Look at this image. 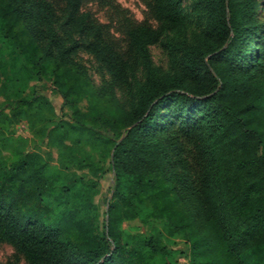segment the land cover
Segmentation results:
<instances>
[{"label": "trees", "instance_id": "1", "mask_svg": "<svg viewBox=\"0 0 264 264\" xmlns=\"http://www.w3.org/2000/svg\"><path fill=\"white\" fill-rule=\"evenodd\" d=\"M84 1L0 0V39L22 58L0 61V144L22 115L58 149L55 166L38 151L0 152V241L30 264H170L158 232H118L122 218L163 219L185 237L189 264H264V0H146L156 23L124 19L123 46ZM155 43L166 67L152 60ZM80 49L109 74L105 86L91 84ZM31 79L51 81L69 119L24 93ZM83 140L113 172L101 229L92 180L65 170L104 171Z\"/></svg>", "mask_w": 264, "mask_h": 264}, {"label": "rangeland", "instance_id": "2", "mask_svg": "<svg viewBox=\"0 0 264 264\" xmlns=\"http://www.w3.org/2000/svg\"><path fill=\"white\" fill-rule=\"evenodd\" d=\"M83 8L90 10L92 15L98 22L105 24L112 39L120 38L121 46L124 45V35L120 28L121 22L126 19L128 22L134 23H151L155 24V19L150 15L146 0H85ZM150 53L154 63L166 67L168 64V56L162 47L155 43L150 45ZM10 47L0 39V61H6L9 64L16 66L22 63V58L15 55ZM76 60L81 64L83 69L89 76L90 82L95 87L105 86L110 82V76L105 69L99 64L95 57L80 49L75 55ZM1 81V80H0ZM12 90V89H10ZM116 95L119 99L124 100V93L120 88L116 87ZM35 91L36 93L43 94L52 104L55 114L53 118H70V108L63 103L61 94L54 88L49 80L31 79L25 88L24 93ZM11 94V93H10ZM5 98L0 88V106H5ZM81 109H86L87 101L83 97L78 102ZM8 139L4 144H0V152L3 157L9 158L12 155L14 148H21L29 151H38L43 156H46L50 165L55 166L58 163V149L56 146H51L45 140L35 134L25 117L20 118L12 123L9 127ZM70 142V138L66 139ZM83 140L82 146L87 150L93 161L100 162L104 165V171L98 175L93 173L88 167H76L75 164H68L65 170H73L82 176V181L91 179L94 193L89 197L91 204L88 206L94 214L98 228L103 226L106 217V207L108 201L111 199L112 185H113V172L110 169L109 158L103 156L99 151V143H87ZM49 153V155H48ZM186 156L189 164H192L193 152L191 145L186 146V151L183 153ZM176 170L185 173L184 168H180L176 161ZM118 232L124 238L133 240L132 238H141L149 233L158 232L164 242H166L172 249V260L170 264H189L190 249L185 244V237L180 232L171 233L166 230L165 221L163 219H151L147 223H142L137 218L129 219L122 218L118 221ZM0 264H30L24 255L17 251L16 248L7 241H0ZM159 264H164L159 262Z\"/></svg>", "mask_w": 264, "mask_h": 264}, {"label": "water", "instance_id": "3", "mask_svg": "<svg viewBox=\"0 0 264 264\" xmlns=\"http://www.w3.org/2000/svg\"><path fill=\"white\" fill-rule=\"evenodd\" d=\"M106 209H107V207H106Z\"/></svg>", "mask_w": 264, "mask_h": 264}]
</instances>
